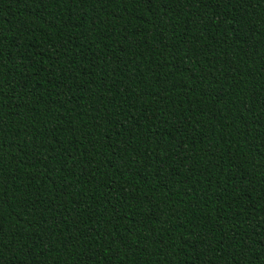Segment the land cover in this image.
I'll list each match as a JSON object with an SVG mask.
<instances>
[{"label":"trees","instance_id":"16d2710c","mask_svg":"<svg viewBox=\"0 0 264 264\" xmlns=\"http://www.w3.org/2000/svg\"><path fill=\"white\" fill-rule=\"evenodd\" d=\"M0 264H264V0H0Z\"/></svg>","mask_w":264,"mask_h":264}]
</instances>
